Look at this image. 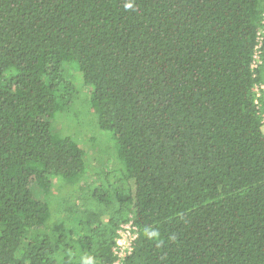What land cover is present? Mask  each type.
<instances>
[{"label": "trees", "instance_id": "16d2710c", "mask_svg": "<svg viewBox=\"0 0 264 264\" xmlns=\"http://www.w3.org/2000/svg\"><path fill=\"white\" fill-rule=\"evenodd\" d=\"M69 65L113 185L54 129ZM129 221L122 264H264V0H0V264H111Z\"/></svg>", "mask_w": 264, "mask_h": 264}, {"label": "rangeland", "instance_id": "374dc122", "mask_svg": "<svg viewBox=\"0 0 264 264\" xmlns=\"http://www.w3.org/2000/svg\"><path fill=\"white\" fill-rule=\"evenodd\" d=\"M67 72L73 79L76 89L75 99L72 101L73 107L59 113L53 120V126L55 131L63 136H70L86 151L87 175L76 184V188L80 189V186L87 181L91 182L97 168L111 172L109 177L97 183L106 186L113 185L114 180L121 175L123 167L117 153L116 142L108 131H103L98 127L95 116L87 104L89 87L83 85L80 72L72 65L67 66ZM68 189L60 194H64ZM79 194H81L80 191Z\"/></svg>", "mask_w": 264, "mask_h": 264}, {"label": "built area", "instance_id": "2783aa9c", "mask_svg": "<svg viewBox=\"0 0 264 264\" xmlns=\"http://www.w3.org/2000/svg\"><path fill=\"white\" fill-rule=\"evenodd\" d=\"M261 44L257 46L259 50ZM260 52V50H259ZM256 52L253 60V67H257L260 61V54ZM258 90V87H257ZM118 238L116 241V246L114 248V254L117 256V260H115L111 264H122L123 260L127 255H129L133 250V242L138 235V227L134 224L133 221H129L123 223L118 230Z\"/></svg>", "mask_w": 264, "mask_h": 264}, {"label": "clouds", "instance_id": "9594fccd", "mask_svg": "<svg viewBox=\"0 0 264 264\" xmlns=\"http://www.w3.org/2000/svg\"><path fill=\"white\" fill-rule=\"evenodd\" d=\"M126 7H131V5H126Z\"/></svg>", "mask_w": 264, "mask_h": 264}]
</instances>
